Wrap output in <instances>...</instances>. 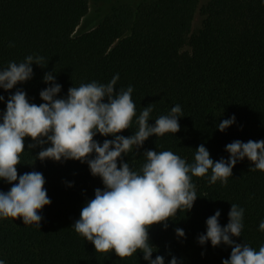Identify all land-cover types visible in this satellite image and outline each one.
Segmentation results:
<instances>
[{"label":"trees","instance_id":"trees-1","mask_svg":"<svg viewBox=\"0 0 264 264\" xmlns=\"http://www.w3.org/2000/svg\"><path fill=\"white\" fill-rule=\"evenodd\" d=\"M125 1L133 4L122 5L94 29L75 36L89 10L88 0H0V70L29 55L42 57L44 67L33 64L31 80L11 92L0 89L4 97L0 113L18 89L27 93L30 103H43L45 73H53L62 85L59 98L73 86L107 84L118 74L117 90L131 86L136 107L130 129L120 135L134 134L136 119L149 104H154L151 125L176 105L181 107L180 131L150 137L140 154L148 149L171 151L191 164L195 149L203 144L214 161L227 160V144L264 140V0H209L205 5L199 0ZM199 14L204 19L195 31ZM233 115L236 123L220 132L218 123ZM94 139L102 145L114 137L97 134ZM31 143L26 138L18 175L42 173L51 204L39 213L40 226L0 217V261L148 264L142 251L123 259L115 252L97 253L75 231L72 225L80 219L82 207L94 198L95 189L103 190L102 180L91 174L87 163L36 160L41 148L28 150ZM140 154L134 146L123 159L139 170L144 163ZM250 166L247 158L237 162L227 183H210L211 170L203 177H191L198 197L193 208L179 210L166 229L163 224L149 229V242L156 248L152 259L160 255L170 264L175 256L178 264H222L231 248L223 243L213 248L210 241L200 245L198 237L206 234V220L217 210L220 225L226 226L231 204L244 210L241 237L232 239L258 251L264 245V231L259 228L264 221V171H249ZM10 187L0 180V191ZM176 228L183 229L185 238L177 237Z\"/></svg>","mask_w":264,"mask_h":264},{"label":"clouds","instance_id":"clouds-1","mask_svg":"<svg viewBox=\"0 0 264 264\" xmlns=\"http://www.w3.org/2000/svg\"><path fill=\"white\" fill-rule=\"evenodd\" d=\"M42 61V57L29 55L23 62H10L0 70V89L11 92L18 84L31 80L33 64L42 67ZM118 79L117 74L107 84L93 81L73 86L66 97L59 98L62 85L56 82L53 73H45L43 82L48 87L40 92L43 103H30L22 89L8 97L6 111L0 113V180L11 187L7 192L0 191V217L22 218L24 224L40 226L39 213L51 204L42 173L31 171L18 175L25 140L31 138L28 150L41 148L36 160L80 161L87 163L94 177L101 178L103 190L95 189L94 198L86 202L80 219L72 225L95 246L97 253L115 252L123 259L142 251L148 264H165L163 256L152 259L156 248L149 242V229L159 224L166 229L167 221L179 210L188 212L193 208L198 197L191 177H203L211 170L210 183L218 180L227 183L237 162L245 158L251 162L249 171H264V140H235L227 144L225 150L230 154L227 160L214 161L203 144L195 149L191 164L171 151L148 149L140 154L139 149L150 137L180 131L181 107L176 105L151 125L154 104H149L136 119L138 128L134 134L120 135L130 129L136 107L133 88L117 90ZM0 102H4L2 95ZM235 123L233 115L218 123L217 128L225 132ZM97 134L111 135L114 139H105L101 145L94 139ZM134 146L144 158L139 170L123 159ZM243 215L242 208L231 204L229 221L222 227L221 212L217 210L206 220V234L198 237L200 245L210 241L213 248L222 243L231 248L230 257L222 264H264V245L257 251L245 242L236 243L232 239L241 237ZM259 228L264 231V221ZM175 233L178 238H185L183 229L176 228ZM170 264H178L175 256Z\"/></svg>","mask_w":264,"mask_h":264},{"label":"rangeland","instance_id":"rangeland-1","mask_svg":"<svg viewBox=\"0 0 264 264\" xmlns=\"http://www.w3.org/2000/svg\"><path fill=\"white\" fill-rule=\"evenodd\" d=\"M89 10L82 18L79 26L77 27L74 35L79 36L97 27L107 16L111 15L122 5L128 3L125 0H88ZM201 5H205L209 0H199ZM204 15L199 14L195 20L193 30H198L202 26ZM188 49V47H186Z\"/></svg>","mask_w":264,"mask_h":264}]
</instances>
